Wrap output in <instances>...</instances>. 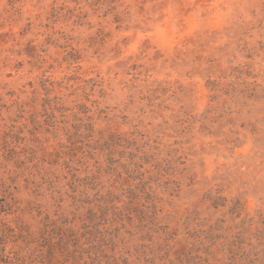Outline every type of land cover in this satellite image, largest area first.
Here are the masks:
<instances>
[{"label": "rangeland", "instance_id": "1", "mask_svg": "<svg viewBox=\"0 0 264 264\" xmlns=\"http://www.w3.org/2000/svg\"><path fill=\"white\" fill-rule=\"evenodd\" d=\"M0 178L5 264H264V0H0Z\"/></svg>", "mask_w": 264, "mask_h": 264}, {"label": "trees", "instance_id": "2", "mask_svg": "<svg viewBox=\"0 0 264 264\" xmlns=\"http://www.w3.org/2000/svg\"><path fill=\"white\" fill-rule=\"evenodd\" d=\"M80 121V127L83 126L86 128H88V125L85 126L84 124H82V119H78V117H76V121ZM9 134H5L4 136V143L7 144V138H8ZM20 152H17V155L19 154ZM16 154V152H15ZM17 165L19 166L20 164V160L18 159L16 161ZM7 185L6 181H3L2 178H0V198L1 197H6V195L8 194L6 191H5V186ZM4 186V187H3ZM6 202L2 199H0V255H3L2 257H4V255H6L4 253V247L6 245V242L7 240L9 239L8 236L10 235V233L8 232H15V229H18L19 230V233H23L24 232V228H22V225L19 223V222H16V226L15 227H12L9 222H7L5 219V216L8 215V214H11L8 213V212H5V211H2V208L6 206ZM16 230V231H18ZM3 252V253H2ZM0 264H5V262L2 260V258L0 259Z\"/></svg>", "mask_w": 264, "mask_h": 264}]
</instances>
